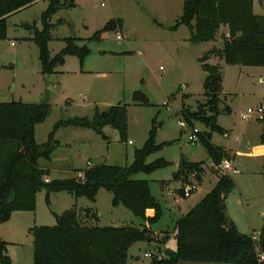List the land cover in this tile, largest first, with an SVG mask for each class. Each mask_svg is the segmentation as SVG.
I'll list each match as a JSON object with an SVG mask.
<instances>
[{"label":"rangeland","instance_id":"1","mask_svg":"<svg viewBox=\"0 0 264 264\" xmlns=\"http://www.w3.org/2000/svg\"><path fill=\"white\" fill-rule=\"evenodd\" d=\"M185 1L73 0L74 6L62 8L51 20V57L60 53L66 46L64 40L71 37L82 39L78 45H88L91 52L83 62L68 55L51 75L41 71L38 48L31 40L34 31L22 26L36 23L43 29L41 17L49 0L10 16L7 38L0 40V103L50 104L49 116L36 126L39 144L48 143L54 134L55 148L50 159L39 161L42 168L51 170L46 181L75 178L101 164L131 166L136 150L144 148L155 130L156 144L162 148L150 155L147 163L164 159L167 165L133 178L148 181L151 193L162 206L160 220L150 226L161 238L165 233L170 235L165 250L177 249L173 235L177 221L216 187L222 174L201 141L189 140L193 128L181 125L182 105L196 110L206 100L205 63L219 66L223 76L217 123L224 133L213 132L212 142L226 151L240 171L231 174L236 187L226 201L227 214L244 234L256 237L249 224L257 230L264 228V126L257 118H242L249 108L264 102V67L227 64L218 53L224 47L223 38L193 43L186 26L172 29L183 13ZM256 1L255 14L264 15V0ZM112 20H121L122 29L104 31ZM98 32L101 34L96 37ZM136 90L144 92L151 103L133 102ZM119 104L127 107L126 140L111 125L96 130L66 124L77 119L93 121L97 111L109 112ZM195 127L201 132L212 131L203 122H196ZM182 160L201 163L199 179L192 173L179 180L174 178ZM192 183L196 184L195 191L184 197L182 189ZM46 196L47 191L42 190L37 195L35 211L16 212L11 221L0 224V238L10 243L12 264H34V236L30 229L55 226L56 214L74 207L83 224L141 229L146 225L125 206L114 207L113 193L104 188L98 192L96 202L54 192L48 205ZM94 213L99 220L93 219ZM162 252L156 243H135L129 249L128 264H150L152 258L146 254ZM190 263L193 262L181 264Z\"/></svg>","mask_w":264,"mask_h":264},{"label":"trees","instance_id":"2","mask_svg":"<svg viewBox=\"0 0 264 264\" xmlns=\"http://www.w3.org/2000/svg\"><path fill=\"white\" fill-rule=\"evenodd\" d=\"M38 1L0 0V40L7 38L8 18ZM254 3L255 0H186L183 13L172 29L186 26L193 43L216 42L223 38L224 47L218 53L227 64L264 67V15L255 14ZM68 6H74L73 0H49L41 17L43 29L37 28L36 23L34 26L22 25L34 31L31 40L38 48L43 75L54 74L68 55L77 56L83 62L91 52L88 45H78L82 39L71 37L64 40L65 48L51 57L49 43L54 28L51 20L59 10ZM122 27L121 20H112L103 30L116 31ZM100 34L98 32L96 37ZM204 68L207 73L205 102L196 110L183 104L180 115L193 132L196 122H203L211 128V132L198 131L197 135L218 167L230 157L212 142L213 132L224 133L217 123L221 114L223 76L217 65L205 63ZM225 110L229 112V108ZM49 113L48 103H0V224L10 221L16 212L35 211L37 195L42 190L47 191L46 201L51 205L50 194L54 192H67L96 202L98 192L104 188L113 193L114 207L125 206L146 225L141 229L83 224L78 209L74 207L62 215L56 214L55 226L30 229L34 236V264H128L129 249L138 242L156 243L162 252L170 235L165 233L161 238L150 226L160 220L162 206L151 193L148 181L133 178L136 174L151 173L167 165L164 159L147 163L148 157L162 148L156 144L155 130L144 148L136 150L131 166L101 164L84 170L75 178L46 181L51 170L42 168L39 161L50 159L55 148L54 134L50 135L48 143L39 144L36 126L43 123ZM259 120L264 126V116ZM66 124L96 130L111 125L126 140L127 107L119 104L109 112L97 111L93 121L77 119ZM201 170V163L182 160L174 178L179 180L186 173L197 174L200 178ZM235 187L231 175L221 174L216 187L177 221L173 233L177 249L163 251L161 258L152 257L150 264H264L260 259V254L264 253V228L257 237L244 234L227 214L226 201ZM92 217L99 220L95 213ZM9 244L0 238L2 264H12L8 255Z\"/></svg>","mask_w":264,"mask_h":264},{"label":"built area","instance_id":"3","mask_svg":"<svg viewBox=\"0 0 264 264\" xmlns=\"http://www.w3.org/2000/svg\"><path fill=\"white\" fill-rule=\"evenodd\" d=\"M103 1V0H102ZM104 4V2H103ZM119 38H122L121 35H118ZM264 116V102L261 103L259 106H257L256 108H249L248 111L246 113H244L242 115V118L247 120V119H252V118H257V119H262ZM182 126H186V124L182 121L181 123ZM199 130L196 128L194 130V132L192 133V135L189 136V140L192 142H197L199 140L197 132ZM130 144L132 143V141L129 142ZM218 168L220 169L222 174L225 175H231V174H237L240 171L234 166V162L232 160L226 159L223 160V162L218 166ZM196 189V184H187L183 189V194L184 197H190L192 195V193L195 191ZM147 257H158L161 258L162 257V253H157V254H150L147 253L146 254ZM260 259L264 260V253L260 254Z\"/></svg>","mask_w":264,"mask_h":264},{"label":"water","instance_id":"4","mask_svg":"<svg viewBox=\"0 0 264 264\" xmlns=\"http://www.w3.org/2000/svg\"><path fill=\"white\" fill-rule=\"evenodd\" d=\"M132 100H133V102L139 103L142 105H149L151 103L150 98L141 90H136L133 92ZM185 140H186V138H185ZM196 177L199 178L198 175Z\"/></svg>","mask_w":264,"mask_h":264},{"label":"crops","instance_id":"5","mask_svg":"<svg viewBox=\"0 0 264 264\" xmlns=\"http://www.w3.org/2000/svg\"><path fill=\"white\" fill-rule=\"evenodd\" d=\"M40 1H41V0H40ZM40 1H38V2H40ZM38 2H37V3H38ZM256 2H257V1L255 0L254 8H255V4H256ZM35 4H36V3H35ZM14 214H15V213H14ZM14 214H13V216H14ZM13 216H12V218H13ZM12 218H11V220H12ZM11 220H10V221H11ZM233 221H235L234 218H233ZM235 223H236V222H235ZM236 225L238 226L237 223H236ZM262 225H263V224H261L260 227H263V226H264V225H263V226H262ZM249 227H250L251 232L254 233V234L256 235V237H257L261 230H257V229L255 228L256 226H253V224H249ZM238 228H239V226H238ZM239 229H240V228H239ZM173 233H174V232H173ZM253 236H254V235H253ZM254 237H255V236H254ZM159 250H161V248H159ZM162 250L165 251V247L162 248ZM190 264H216V263H190Z\"/></svg>","mask_w":264,"mask_h":264}]
</instances>
